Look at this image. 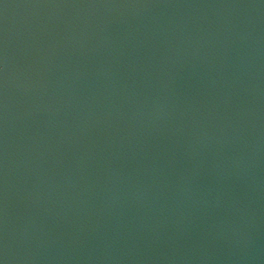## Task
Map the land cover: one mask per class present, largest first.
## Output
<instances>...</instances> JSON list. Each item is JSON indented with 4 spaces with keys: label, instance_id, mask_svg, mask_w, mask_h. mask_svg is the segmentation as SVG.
I'll use <instances>...</instances> for the list:
<instances>
[{
    "label": "water",
    "instance_id": "water-1",
    "mask_svg": "<svg viewBox=\"0 0 264 264\" xmlns=\"http://www.w3.org/2000/svg\"><path fill=\"white\" fill-rule=\"evenodd\" d=\"M264 123V0H0V261Z\"/></svg>",
    "mask_w": 264,
    "mask_h": 264
},
{
    "label": "snow or ice",
    "instance_id": "snow-or-ice-1",
    "mask_svg": "<svg viewBox=\"0 0 264 264\" xmlns=\"http://www.w3.org/2000/svg\"><path fill=\"white\" fill-rule=\"evenodd\" d=\"M0 264H2V261H0Z\"/></svg>",
    "mask_w": 264,
    "mask_h": 264
}]
</instances>
